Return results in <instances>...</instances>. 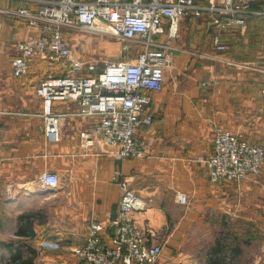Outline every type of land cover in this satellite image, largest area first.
Instances as JSON below:
<instances>
[{"label":"crops","instance_id":"0c3cea01","mask_svg":"<svg viewBox=\"0 0 264 264\" xmlns=\"http://www.w3.org/2000/svg\"><path fill=\"white\" fill-rule=\"evenodd\" d=\"M25 6L19 0H0V239L8 223L4 220H18L25 213L42 212L48 219L67 220V228L48 231L45 241H59L63 247L49 252L52 264H71L74 256L70 249L83 244L92 215L105 228L103 240H113L121 187L126 183L141 197L154 200L138 218L155 235L151 242L166 240L162 256L166 264L197 263L184 252L189 232L205 218L250 228L243 237L256 241L241 248L259 252L256 263L259 258L262 261L264 166L257 177L218 184L209 181L204 162L213 154L216 124L243 133L252 143L259 139L264 145V137L254 138L252 133L263 132L262 92L261 101L233 93L246 86L242 84L246 78H238L233 66L222 60L244 62L229 50L216 51L212 34L218 29L208 21L181 22L180 37L173 44L177 48L175 61L165 74V89L152 96L147 108L153 124L138 130V136L147 142L146 157L121 161L110 155L111 148L99 138L92 146H84L81 134L90 130L93 122L75 115L76 102L54 104L60 139L47 135L37 89L45 77L56 76L55 63L33 58L22 78L15 77L12 67L18 56L17 44L27 36V25L10 11ZM236 30L240 29L222 32L227 46ZM43 173L58 174L61 187L44 188L39 182ZM177 192L189 196L188 205L179 204ZM46 260L44 257L40 263L49 264Z\"/></svg>","mask_w":264,"mask_h":264},{"label":"built area","instance_id":"2783aa9c","mask_svg":"<svg viewBox=\"0 0 264 264\" xmlns=\"http://www.w3.org/2000/svg\"><path fill=\"white\" fill-rule=\"evenodd\" d=\"M19 1L26 6L10 14L26 22L27 36L18 42V56L12 61L15 77L27 75L33 58L62 63L60 70L64 75L45 77L37 89L43 102L41 116L47 135L55 141L60 139L59 115L54 104L76 102L79 108L75 115L93 122L90 130L81 134L84 146H92L94 139L99 138L111 148L110 155L121 161L146 157L147 142L138 136V130L153 124L147 108L152 96L165 89V74L175 61L177 48L173 44L180 37L181 22H210L218 29L212 37L214 47L225 53L228 46L222 32L244 30L249 18L264 15L262 9L255 8L259 0ZM65 29L115 38L121 44L124 60L106 63L99 70L93 62L82 60L68 44ZM222 63L256 68L228 59ZM257 70L264 72V68ZM262 96L264 106V89ZM2 147L0 138V151ZM204 162L211 183L241 182L261 174L264 146L250 142L241 132L216 124L213 154ZM39 182L46 189L61 187V178L56 173H43ZM121 190L113 240H103L105 228L92 215L83 244L70 249L74 256L71 264H166L162 261L166 240L151 242L155 235L138 218L154 200L141 197L126 183ZM176 196L179 204H189L187 194L177 192ZM41 245L54 252L63 248L59 241H44Z\"/></svg>","mask_w":264,"mask_h":264},{"label":"rangeland","instance_id":"374dc122","mask_svg":"<svg viewBox=\"0 0 264 264\" xmlns=\"http://www.w3.org/2000/svg\"><path fill=\"white\" fill-rule=\"evenodd\" d=\"M259 2L264 3V0H259ZM262 6L261 9L264 11V5ZM64 35L68 44L80 58L86 62H93L99 70L104 68L106 63L124 60L121 44L111 36H101L80 29H65ZM230 36L232 37L228 43L229 53L238 61L256 67L255 69L241 68L239 65L231 67L238 78H246L242 81V84L246 86L241 91L234 90L233 93L240 94L251 101H261V92L264 89V72L257 69L264 68V15L252 19L246 29L236 30ZM135 55L136 51L133 50L132 57ZM54 63L56 76L64 75L60 70L62 63L58 60ZM262 109L260 114L264 115L263 105ZM262 131L264 132V125ZM263 132L257 134V130H252L254 138L264 137ZM254 142L260 143L261 140L255 139ZM22 216L26 217L22 221L3 219L8 223L0 240L8 244L12 243L13 250L2 249L1 264H17L9 258L14 250L19 249L23 255L21 261L31 257L33 264H41L40 261L46 257V261L52 264V256L49 254L51 251L43 248L41 244L45 241V234L48 231L56 233L67 228V220L48 219L42 212L38 214L30 212ZM16 222L18 223L17 231ZM232 225L229 221L226 223L224 219L205 218L201 220L200 225H194L189 232L187 250L184 253L192 255V259L197 261L196 264H264V257L262 261L259 258V263H256L258 258L255 255L259 252L241 248L245 243L250 244L256 241L243 237L245 231L250 228L245 225L234 227ZM20 229L25 233L17 234ZM35 229L37 231H34ZM7 246L9 247V245Z\"/></svg>","mask_w":264,"mask_h":264},{"label":"trees","instance_id":"16d2710c","mask_svg":"<svg viewBox=\"0 0 264 264\" xmlns=\"http://www.w3.org/2000/svg\"><path fill=\"white\" fill-rule=\"evenodd\" d=\"M262 5H264V3H262V2H258V3L255 5V8H256V9H261V8L263 7ZM255 18H256V17L249 18V21H251L252 19H255ZM196 21H200V22H202V23L207 24V20H196ZM249 21H248V23H249ZM207 29H208L209 32L212 30V28L209 30L208 26H207ZM210 33H211V32H210ZM215 33H216V32H215ZM215 33H213V34H215ZM213 34H212V35H213ZM24 218H26V217H25V216H21V217H19L18 220H19V221H22ZM2 225H3V224H2V222L0 221V228L2 227ZM22 233H25V231L20 229V231H18L17 234L22 235ZM34 233H35V232H34ZM7 245H9V247H8ZM9 248H10L11 250H13V248H12V243H9V244H8L7 242L0 240V250H2V249H8V250H9ZM30 249H31V248H30ZM22 258H23V255H22L21 250L19 249V250H14V253L11 254L9 260H11V261L16 262L17 264H19V261H21ZM0 261H1V256H0ZM20 264H33V259L30 257V258H28V259L22 260V261L20 262Z\"/></svg>","mask_w":264,"mask_h":264},{"label":"water","instance_id":"95a60500","mask_svg":"<svg viewBox=\"0 0 264 264\" xmlns=\"http://www.w3.org/2000/svg\"><path fill=\"white\" fill-rule=\"evenodd\" d=\"M117 228H116V225H115V230H116ZM116 235V233L114 232V236Z\"/></svg>","mask_w":264,"mask_h":264}]
</instances>
